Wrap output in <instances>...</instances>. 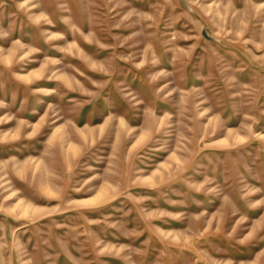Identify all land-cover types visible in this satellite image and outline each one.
<instances>
[{"label": "rangeland", "instance_id": "obj_1", "mask_svg": "<svg viewBox=\"0 0 264 264\" xmlns=\"http://www.w3.org/2000/svg\"><path fill=\"white\" fill-rule=\"evenodd\" d=\"M0 264H264V0H0Z\"/></svg>", "mask_w": 264, "mask_h": 264}]
</instances>
